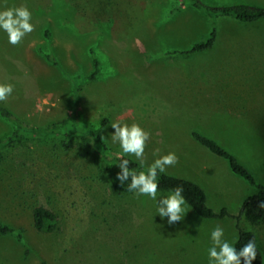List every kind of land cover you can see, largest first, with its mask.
<instances>
[{"label": "rangeland", "instance_id": "rangeland-1", "mask_svg": "<svg viewBox=\"0 0 264 264\" xmlns=\"http://www.w3.org/2000/svg\"><path fill=\"white\" fill-rule=\"evenodd\" d=\"M202 1L264 8V0ZM179 2L0 0V11L26 5L35 26L15 46L0 29V84L14 86L4 102L34 125L66 118L75 78L94 70L92 51L101 74L82 87L78 120L98 127L107 117L105 140L121 155L112 123H138L151 133L144 166L174 152L166 172L204 188L209 207L228 215L204 220L185 205L184 219L169 225L150 197L113 195L88 145L25 142L4 152L0 171V221L20 237H0V264H209L217 225L232 246L239 229L253 232L264 254V222L241 215L257 188L191 139L192 131L212 138L264 184V20L220 18L214 47L186 55L212 23L188 6L172 11ZM12 131L0 119V140ZM30 204L56 214L55 233L34 229Z\"/></svg>", "mask_w": 264, "mask_h": 264}, {"label": "trees", "instance_id": "trees-1", "mask_svg": "<svg viewBox=\"0 0 264 264\" xmlns=\"http://www.w3.org/2000/svg\"><path fill=\"white\" fill-rule=\"evenodd\" d=\"M187 6L209 18L212 23V29L205 39L196 42L190 50L184 52L186 55L205 52L214 47L217 39L218 22L220 18L228 17L235 21L247 24L257 23L264 20L263 7L244 4L243 2L232 5L213 6L206 4L202 0H180L179 4H176L172 8V11ZM79 15H77V17ZM85 16L89 18L87 13ZM84 20H87V18H84ZM91 56L94 61V70L90 71L87 75L77 76L75 78L72 87L69 114L66 118L51 122L44 127L34 125L17 118L4 101L0 102V119L9 123L13 127L12 133L0 140V171L4 163V152L16 145L34 141L54 143H65L67 141L77 142L81 145H88L90 147L93 157L97 160L104 173L107 188L113 195L120 198L137 197L135 193L127 190L130 178L123 186H121L120 182L115 179L117 173L120 171L118 167V153L112 151L105 139L101 140V136H105V128L110 124L109 119L103 117L100 120V125L98 127L78 120L77 104L82 87L90 81L98 78L101 74L100 70L102 63L99 56L95 55L92 51ZM44 57L52 65H59L54 57H51L48 54L44 55ZM191 137L194 142L203 147L213 156L226 160L232 173L245 180L249 185L257 188V194L248 197L242 205L241 215L251 226H257L264 222V209L258 207L261 202H264V184H259L248 169L244 167L232 153L226 150L223 146H220L212 138L197 131H192ZM122 156L124 159L130 161L129 167L131 169L140 171L146 170L148 167L143 166V168H141L140 163L125 155ZM157 183L159 185L158 193L164 194H170L172 189L182 185L185 189L184 196L187 201L186 205L201 219L215 220L228 215L225 208H222L219 213H215L208 205V195L205 189L201 188L191 180L175 176L165 171L163 173H158ZM27 193L28 191H25L24 195ZM29 210L32 226L36 231L40 232V234L50 235L58 230L57 216L51 210L35 204H30ZM9 236H15L20 239L17 232L12 227L0 221V237ZM253 238L257 245V258L252 264H264V254L259 249L256 236L253 232L239 229L238 237L234 241L233 246L239 251L247 241ZM241 264H243V260L241 261Z\"/></svg>", "mask_w": 264, "mask_h": 264}, {"label": "clouds", "instance_id": "clouds-1", "mask_svg": "<svg viewBox=\"0 0 264 264\" xmlns=\"http://www.w3.org/2000/svg\"><path fill=\"white\" fill-rule=\"evenodd\" d=\"M32 14L26 5L8 8L0 11V29L8 36V42L15 46L22 39L35 30L31 23ZM14 91L11 84H0V102L6 101ZM114 134H111L112 143H118L123 155L134 156L140 163L141 168L145 164V147L151 138V133L144 130L138 123L131 125L114 122L111 125ZM105 137L101 136V140ZM119 156L118 167L120 171L115 179L123 186L130 178L127 185L129 192L135 193L137 197L148 196L157 202V212L161 219L167 218L169 225L180 223L184 218L185 205L187 201L184 196V187L179 185L171 190L170 194L160 196L158 199L159 185L157 183L158 173H163L168 167L178 163V157L174 152L160 156L151 163L146 170H134L129 167L130 161ZM264 209V202L258 205ZM212 246L208 250L209 264H252L257 258V245L255 239L247 241L238 251L224 239V229L217 225L211 232Z\"/></svg>", "mask_w": 264, "mask_h": 264}]
</instances>
